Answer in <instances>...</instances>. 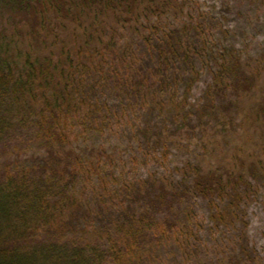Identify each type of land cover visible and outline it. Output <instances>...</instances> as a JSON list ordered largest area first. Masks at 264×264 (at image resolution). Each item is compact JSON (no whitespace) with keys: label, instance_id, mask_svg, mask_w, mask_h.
I'll use <instances>...</instances> for the list:
<instances>
[{"label":"trees","instance_id":"obj_1","mask_svg":"<svg viewBox=\"0 0 264 264\" xmlns=\"http://www.w3.org/2000/svg\"><path fill=\"white\" fill-rule=\"evenodd\" d=\"M185 3L0 0V264H260L247 233L256 162L168 170L158 115L181 129L195 111L204 127L257 85L232 49L188 107L203 26L150 19Z\"/></svg>","mask_w":264,"mask_h":264},{"label":"rangeland","instance_id":"obj_2","mask_svg":"<svg viewBox=\"0 0 264 264\" xmlns=\"http://www.w3.org/2000/svg\"><path fill=\"white\" fill-rule=\"evenodd\" d=\"M179 1L186 2V7L168 11L162 16L156 12L150 19L151 24L161 21L160 28L169 24L181 27L184 23L196 26L199 21L203 26L199 31L192 27L194 31H191L192 43L198 50L197 68L201 80L190 94L188 107L193 106L197 110L204 105V94L212 82V72L216 70L221 54L226 55L232 49L241 55L247 69L257 75V85L238 98V106L219 109L217 117L203 122L204 127L198 125L195 111L190 117L191 122H187L191 123V127L181 126V129L177 127L183 120L181 117L179 122L171 123L169 112L158 115V120L170 126L169 133L165 130L166 137L172 142L168 170L173 171L192 162L200 164L206 171L217 169L225 173L241 171L248 174L249 164L256 162L264 172V116L260 117L258 112L264 106V0ZM1 22L2 27L7 26V15L6 20ZM197 35H200L199 39L195 37ZM159 109L161 107H156L155 114L159 113ZM141 113H145L144 110ZM120 145L119 151L124 147ZM140 168L145 174L152 169ZM248 220L250 244L257 250L260 264H264V186L256 187L252 194Z\"/></svg>","mask_w":264,"mask_h":264}]
</instances>
